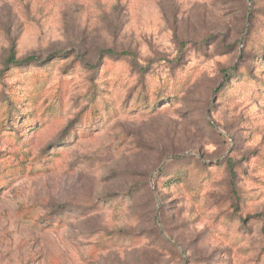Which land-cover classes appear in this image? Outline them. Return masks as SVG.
<instances>
[{
	"label": "rangeland",
	"instance_id": "374dc122",
	"mask_svg": "<svg viewBox=\"0 0 264 264\" xmlns=\"http://www.w3.org/2000/svg\"><path fill=\"white\" fill-rule=\"evenodd\" d=\"M10 53L0 264H264V0H0Z\"/></svg>",
	"mask_w": 264,
	"mask_h": 264
},
{
	"label": "trees",
	"instance_id": "16d2710c",
	"mask_svg": "<svg viewBox=\"0 0 264 264\" xmlns=\"http://www.w3.org/2000/svg\"><path fill=\"white\" fill-rule=\"evenodd\" d=\"M101 55H107V56H111L112 55V56H115L116 54L113 53L112 51L108 50V51L101 52ZM121 55L124 56V55H127V54L126 53H121L120 56ZM38 62H39V60L35 56H29V57H26V58H24V59H22L20 61H17V60H15V57L13 56V54L10 53L8 58H7V60L5 61L4 67L0 71V75L2 73L4 74L9 69L10 66H12V67H20L21 65H32V64H36ZM4 103H6V113H5V115H6L7 118H9L10 116H12V112H13L14 109H13L12 104L8 100L4 101Z\"/></svg>",
	"mask_w": 264,
	"mask_h": 264
},
{
	"label": "built area",
	"instance_id": "2783aa9c",
	"mask_svg": "<svg viewBox=\"0 0 264 264\" xmlns=\"http://www.w3.org/2000/svg\"><path fill=\"white\" fill-rule=\"evenodd\" d=\"M263 251H264V248H263Z\"/></svg>",
	"mask_w": 264,
	"mask_h": 264
}]
</instances>
